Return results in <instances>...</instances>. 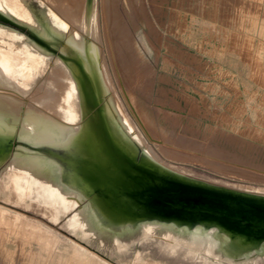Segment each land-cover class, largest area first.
Here are the masks:
<instances>
[{"label": "rangeland", "instance_id": "374dc122", "mask_svg": "<svg viewBox=\"0 0 264 264\" xmlns=\"http://www.w3.org/2000/svg\"><path fill=\"white\" fill-rule=\"evenodd\" d=\"M22 1L79 37L50 14H60L55 0ZM97 14L112 88L153 152L194 178L264 190V0H97ZM1 30L0 45L65 63L60 52L35 41L51 55L34 48L24 32ZM17 154L67 157L17 141L0 168V264H264V248L246 255L205 249L167 224L147 232L141 223L118 228L94 220L83 227L73 217L80 205L64 211L38 185L17 203L9 197L14 175L7 170Z\"/></svg>", "mask_w": 264, "mask_h": 264}, {"label": "bare ground", "instance_id": "6f19581e", "mask_svg": "<svg viewBox=\"0 0 264 264\" xmlns=\"http://www.w3.org/2000/svg\"><path fill=\"white\" fill-rule=\"evenodd\" d=\"M55 1L60 14H50L78 38L53 27L49 13L40 16L22 0H0V13L60 46L65 61L53 57L49 63L10 43L0 45V168L17 141L67 156L58 162L15 155L7 168L14 175L10 199L18 201L38 185L43 198L64 211L80 205L73 217L83 227L94 220L118 228L141 223L147 232L167 224L186 230L188 239L205 249L246 255L264 248L263 188L209 183L157 156L136 134L112 88L100 47L97 0ZM0 22L37 39L9 20ZM12 27L0 24V36L1 29L16 30ZM35 207L55 214L47 204Z\"/></svg>", "mask_w": 264, "mask_h": 264}, {"label": "flooded vegetation", "instance_id": "af4514ba", "mask_svg": "<svg viewBox=\"0 0 264 264\" xmlns=\"http://www.w3.org/2000/svg\"><path fill=\"white\" fill-rule=\"evenodd\" d=\"M0 18H3V19H6V20H9V21L15 23L16 25H18V26H20V27H23V28H25V29H27V30H29L33 35H35V37H36L37 39H33L30 35H28L26 32H24V31H22V30H20V29H17V28H15V27H12V26H10V25H7V24H5V23L0 22V24H2V25L9 26V27H12V28H14V29H16V30H20V31L24 32L25 35H27V36H28L29 38H31L33 41H35V42L39 43L40 45H42L43 48H45L47 51H50V52L52 53L53 50H55V51H56L55 53L59 55V51H58L56 48H54V47H52L51 45H49V43H47L44 39H42L41 37H39L38 35H36L33 31H31V30L28 29L27 27H25V26H23V25H20V24L16 23L15 21H13V20H11L10 18L6 17V16L3 15L2 13H0ZM41 41H43L42 43H46L47 45H49L50 48L45 47L44 44L40 43Z\"/></svg>", "mask_w": 264, "mask_h": 264}]
</instances>
